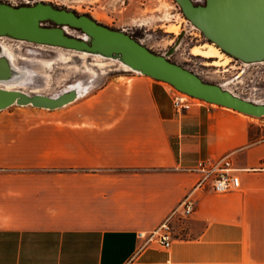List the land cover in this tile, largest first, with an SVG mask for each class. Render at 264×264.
Returning a JSON list of instances; mask_svg holds the SVG:
<instances>
[{
	"label": "crops",
	"instance_id": "crops-1",
	"mask_svg": "<svg viewBox=\"0 0 264 264\" xmlns=\"http://www.w3.org/2000/svg\"><path fill=\"white\" fill-rule=\"evenodd\" d=\"M68 106L0 111V264H264V126L178 114L147 77ZM224 156L241 189L199 186L190 169ZM165 223L169 248L148 241Z\"/></svg>",
	"mask_w": 264,
	"mask_h": 264
},
{
	"label": "water",
	"instance_id": "water-1",
	"mask_svg": "<svg viewBox=\"0 0 264 264\" xmlns=\"http://www.w3.org/2000/svg\"><path fill=\"white\" fill-rule=\"evenodd\" d=\"M184 17L225 54L247 64L264 63V0H175ZM53 23L54 27H47ZM75 29L84 37L71 36ZM11 38L41 46L101 55L209 104L251 117L264 116V104L243 99L216 84L204 82L193 72L149 50L124 31L102 25L87 15L52 4L13 6L0 1V38ZM13 67L0 56V81H9ZM78 99L77 90L57 96L0 88V111L14 105L48 110L62 108Z\"/></svg>",
	"mask_w": 264,
	"mask_h": 264
},
{
	"label": "rangeland",
	"instance_id": "rangeland-1",
	"mask_svg": "<svg viewBox=\"0 0 264 264\" xmlns=\"http://www.w3.org/2000/svg\"><path fill=\"white\" fill-rule=\"evenodd\" d=\"M13 6L35 5L37 3L52 4L57 8L75 11L80 15H88L98 23L111 29L124 31L139 41L149 50L165 56L175 63L199 76L204 82L216 84L231 93L251 102L264 104V63L245 66L241 62L230 61L233 57L223 53L220 58L208 59L191 53L193 47L209 44L199 29L188 21L175 0H0ZM205 0H194L196 4ZM47 27H54L47 23ZM177 27L178 33L167 31ZM74 37H84L75 29H67ZM13 54L18 67L27 71V79L22 85L26 93L36 90L38 94L57 96L69 90L68 86L82 81L86 90L79 96L93 94L110 82H128L133 77H147L141 73L126 72L121 69L118 60L99 58L93 55L81 59L79 53L64 48L41 46L29 42H21L11 38H2ZM226 55V56H224ZM69 57V61L65 59ZM95 60L106 64L103 68L93 65ZM227 63L213 66L214 61ZM96 74H93L91 70ZM78 98V99H79ZM207 103V102H206ZM209 104V103H207ZM69 105V104H68ZM66 105L62 108H68ZM13 109H29L32 113L42 116L56 111L29 106L15 105ZM253 118L254 126H264V116Z\"/></svg>",
	"mask_w": 264,
	"mask_h": 264
},
{
	"label": "built area",
	"instance_id": "built-area-1",
	"mask_svg": "<svg viewBox=\"0 0 264 264\" xmlns=\"http://www.w3.org/2000/svg\"><path fill=\"white\" fill-rule=\"evenodd\" d=\"M245 66L251 65L243 63ZM259 64V63H256ZM167 93L170 95L172 105L176 113L181 114L189 111L196 106L207 104L205 101L193 97L189 94L177 90L172 85H167ZM200 176L198 185L205 188H211L217 194H226L241 189V179L238 175V169L233 165L230 156H224L218 159H202L195 163L190 169ZM194 202L189 201L185 204L186 213L193 210ZM171 229L168 224H163L148 237V241L169 248L171 246Z\"/></svg>",
	"mask_w": 264,
	"mask_h": 264
},
{
	"label": "bare ground",
	"instance_id": "bare-ground-1",
	"mask_svg": "<svg viewBox=\"0 0 264 264\" xmlns=\"http://www.w3.org/2000/svg\"><path fill=\"white\" fill-rule=\"evenodd\" d=\"M167 31L178 33L179 29L177 27H170V28H168ZM0 39H2V38H0ZM21 42H25V41H21ZM53 48H57V47H53ZM10 50L11 49H9L4 43L0 42V56L8 58L12 64V67H13L12 78L9 81H0V88H5V89H9V90H20L17 88H22V85L25 83V81L27 79V71L24 72V70L22 71V69L20 67H18V65L16 64V61H15V58L13 57V54ZM78 53H79V57L81 59H86L92 55V54L87 53V52H78ZM191 53L195 56H202V57H205L208 59L220 58L223 56L221 50L218 47H216L215 45H206L204 47L203 46L202 47L196 46V47H193L191 49ZM93 56L99 57V58H106V57L101 56V55H93ZM65 59H67L69 61V57H65ZM119 63H120L121 69L123 71L140 73L136 70L131 69L129 66L123 64L122 62H119ZM226 63H227V60H225L224 62L214 61L212 65L220 67V66L225 65ZM106 64H108V63H105L101 60H95V62L93 63V65L95 67H98V68H103L104 66H106ZM91 72L93 74H96L93 70H91ZM68 88H69V90L70 89L77 90L78 91V98L86 90V86L83 84L82 81H78L74 84H71L68 86ZM32 94H38V92L36 90H33Z\"/></svg>",
	"mask_w": 264,
	"mask_h": 264
},
{
	"label": "flooded vegetation",
	"instance_id": "flooded-vegetation-1",
	"mask_svg": "<svg viewBox=\"0 0 264 264\" xmlns=\"http://www.w3.org/2000/svg\"><path fill=\"white\" fill-rule=\"evenodd\" d=\"M206 1L207 0H205L203 3H200L201 5H204L205 3H206ZM205 40L209 43V44H212V43H210L206 38H205ZM212 45H214V44H212ZM216 46V45H215ZM204 47V46H203ZM217 47V46H216ZM220 49V48H219ZM221 50V49H220ZM222 51V50H221ZM223 52V51H222ZM224 53V52H223ZM224 56H226V55H224ZM236 61V62H241V61H239V60H237V59H231L230 61ZM213 64V63H212Z\"/></svg>",
	"mask_w": 264,
	"mask_h": 264
},
{
	"label": "trees",
	"instance_id": "trees-1",
	"mask_svg": "<svg viewBox=\"0 0 264 264\" xmlns=\"http://www.w3.org/2000/svg\"><path fill=\"white\" fill-rule=\"evenodd\" d=\"M75 12V11H74ZM76 14H78L77 12H75ZM88 16V15H87ZM90 17V16H89ZM91 18V17H90ZM53 24V23H52Z\"/></svg>",
	"mask_w": 264,
	"mask_h": 264
}]
</instances>
